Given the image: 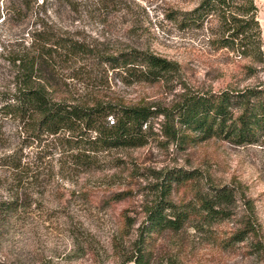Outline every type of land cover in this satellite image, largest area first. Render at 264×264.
<instances>
[{"label":"rangeland","instance_id":"rangeland-1","mask_svg":"<svg viewBox=\"0 0 264 264\" xmlns=\"http://www.w3.org/2000/svg\"><path fill=\"white\" fill-rule=\"evenodd\" d=\"M9 1L0 0V90L12 89L15 81L9 51L28 46L27 32L39 25L105 52L136 48L178 64L155 84L99 67L94 80L72 81L79 99L99 95L159 112L188 94L264 83V59L217 48V22L182 29L169 19L173 9L191 10L192 0H39L45 22L4 21ZM255 2L264 58V0ZM166 124L162 115L151 119L145 146L101 152L85 168L70 163L55 138L30 143L22 124L1 120L0 203L20 196L0 221V264H124L147 210L160 198L162 178L180 170L197 172L204 192L226 187L235 194L223 221L194 220L179 232L159 234L152 264H264V139L245 147L219 139L183 145L168 137ZM14 153L26 167L18 185L5 159ZM195 196L189 187H176L172 200L196 207Z\"/></svg>","mask_w":264,"mask_h":264},{"label":"trees","instance_id":"trees-1","mask_svg":"<svg viewBox=\"0 0 264 264\" xmlns=\"http://www.w3.org/2000/svg\"><path fill=\"white\" fill-rule=\"evenodd\" d=\"M191 10H172L169 19L182 29H198L217 22L218 49L240 52L254 61L263 58L262 36L255 0H192ZM43 4V3H42ZM39 0H13L5 4L3 20L45 22ZM37 27V26H36ZM27 32L29 45L10 50L15 67L12 89L0 90V121L22 124L30 143L55 138L56 146L77 167H93L97 155L111 149L140 148L152 133L151 119L166 118L168 137L183 145L219 139L236 147L258 144L264 139V83L219 93L188 94L170 109L155 111L145 104L126 105L99 95L76 98L74 79L94 80L99 67L125 75V80L155 84L178 71V64L148 50L128 48L114 53L90 43L45 28ZM17 153L5 157L18 185L26 171ZM18 158V159H17ZM176 187H189L195 205L172 200ZM204 192L195 171L166 173L160 198L147 210L124 264H152V245L165 231L179 232L190 221L216 223L228 217L225 206L234 190L214 187ZM0 203V221H5L19 200ZM197 213H194L195 211Z\"/></svg>","mask_w":264,"mask_h":264}]
</instances>
